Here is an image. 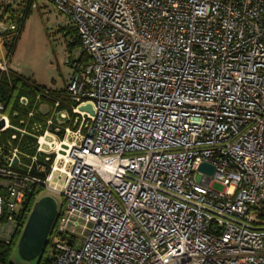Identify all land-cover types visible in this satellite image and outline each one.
Masks as SVG:
<instances>
[{
    "label": "built area",
    "instance_id": "obj_1",
    "mask_svg": "<svg viewBox=\"0 0 264 264\" xmlns=\"http://www.w3.org/2000/svg\"><path fill=\"white\" fill-rule=\"evenodd\" d=\"M2 3L7 87L26 14L45 3L89 59L59 95L0 100V241L35 186L63 197L53 264H264V0Z\"/></svg>",
    "mask_w": 264,
    "mask_h": 264
},
{
    "label": "rangeland",
    "instance_id": "obj_2",
    "mask_svg": "<svg viewBox=\"0 0 264 264\" xmlns=\"http://www.w3.org/2000/svg\"><path fill=\"white\" fill-rule=\"evenodd\" d=\"M69 24V19L59 14L49 3L31 10L25 17L16 40L10 69L43 89L64 90L75 71L89 59L84 53L81 61L77 62L82 52L80 47L72 42L68 32ZM0 184H2L1 181ZM212 188L221 192L224 186L215 183ZM44 194L49 195L45 191ZM50 195L58 205H61L63 202L61 195L57 193H50ZM86 235L87 232L83 235L76 234L75 248L82 246ZM50 251H52L51 247L47 249L48 253ZM10 261L12 264H35V261H22L16 251Z\"/></svg>",
    "mask_w": 264,
    "mask_h": 264
},
{
    "label": "trees",
    "instance_id": "obj_3",
    "mask_svg": "<svg viewBox=\"0 0 264 264\" xmlns=\"http://www.w3.org/2000/svg\"><path fill=\"white\" fill-rule=\"evenodd\" d=\"M12 4H0V10L2 8V12H6L9 8L11 9ZM29 13V12H28ZM27 13V14H28ZM26 14V16H27ZM68 32L72 37V42L74 45H77L80 47L79 38L77 36L76 30L73 27L68 28ZM82 52V51H81ZM84 52L81 53V55L78 58L77 62L81 61V58H83ZM77 68V67H75ZM5 82L1 80L0 82V100L7 104L10 99L13 98V104L17 105V99L20 96H26L29 98L30 103L33 102V97L36 94L37 90L43 89L42 87L37 86L33 82H31L28 79L23 78L22 76L16 74V76L12 79V86L11 88L7 87ZM51 91V90H50ZM64 90L61 91H51L54 94L59 95ZM8 135V134H7ZM7 135H0V141L4 139ZM20 148L23 149L28 155H31L34 153V147H33V139L26 137V139L21 143ZM48 172V167L46 168V171L44 174H41V178L43 179L45 175ZM44 190L40 187L31 186L29 191L26 193L22 203L17 208V210L12 213V218L14 219L15 223L22 228L25 224L27 217L30 213V210L34 204L35 201H37L40 197L45 196L47 194L43 195ZM0 193L2 195H5V190L3 186L0 184ZM63 202L61 205H58V211L62 208ZM6 214H3V217L0 220H3L6 218ZM53 228V227H52ZM21 229L14 232V234L11 236V239L7 242L0 241V264H12L10 259L13 255V253L16 251V243L19 238ZM52 232V231H51ZM51 232L48 236L47 242L43 248V251L41 255L35 260V264H53V251L47 252V249L51 247L50 244V236Z\"/></svg>",
    "mask_w": 264,
    "mask_h": 264
},
{
    "label": "water",
    "instance_id": "obj_4",
    "mask_svg": "<svg viewBox=\"0 0 264 264\" xmlns=\"http://www.w3.org/2000/svg\"><path fill=\"white\" fill-rule=\"evenodd\" d=\"M82 109L91 112L90 106ZM2 126L0 122V128ZM198 170L206 174L213 171L211 166L204 163L199 165ZM199 179L197 176L196 180ZM57 214L58 204L52 196L45 195L34 202L16 243V252L22 261L32 262L41 255Z\"/></svg>",
    "mask_w": 264,
    "mask_h": 264
},
{
    "label": "crops",
    "instance_id": "obj_5",
    "mask_svg": "<svg viewBox=\"0 0 264 264\" xmlns=\"http://www.w3.org/2000/svg\"><path fill=\"white\" fill-rule=\"evenodd\" d=\"M70 26H68V28H70V27H73L71 24H69Z\"/></svg>",
    "mask_w": 264,
    "mask_h": 264
}]
</instances>
